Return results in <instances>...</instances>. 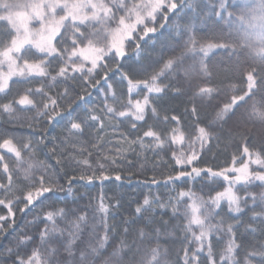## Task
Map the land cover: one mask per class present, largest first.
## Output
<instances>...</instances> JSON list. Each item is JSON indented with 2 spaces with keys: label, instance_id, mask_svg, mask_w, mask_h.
Wrapping results in <instances>:
<instances>
[{
  "label": "snow or ice",
  "instance_id": "snow-or-ice-1",
  "mask_svg": "<svg viewBox=\"0 0 264 264\" xmlns=\"http://www.w3.org/2000/svg\"><path fill=\"white\" fill-rule=\"evenodd\" d=\"M233 5H236V10L230 11ZM209 12L227 23L236 33L243 28L261 45L257 53L259 60H254L246 69L240 67V60L237 59L235 74L242 78L241 86L237 88L229 85L233 94L222 103H214L221 100L222 89L219 86L194 84L193 77L203 76L206 83L210 81L212 74L205 58L214 49L224 51L231 60L235 54L233 44L228 42L232 32L227 37H214L223 39L224 43L204 44L194 35H189L179 54H176L179 44L168 46L167 59L163 52L155 60H148L144 53L143 46L148 40H153L155 34L163 35L161 30L169 36L175 33L182 37L191 31L196 18L202 14L207 17L199 0H0V22L3 24L0 30V116L7 115V122L15 124L18 110H34L32 121L40 118L55 121L62 115L61 103L70 95V89L66 88L56 95H50L49 91L70 80L98 88L113 104L120 105L117 108L105 102L98 113L95 109L87 108L83 95L77 94L76 99L69 101V107L76 100L80 103H76V108L67 113V123L64 125L66 135L61 143L53 144L50 149L57 156L58 170L52 169L44 161L33 159L37 146L44 143L43 139L36 141L32 137H24L23 143L17 144L14 142L18 139L15 133L6 130L0 132V149H5L9 158L15 157L10 167L5 155L0 153V206L7 209L6 214H0V238L13 229L16 223L12 219L13 210L18 205H23L18 209L20 212L27 209L28 213L36 208L42 212L45 208L53 209L43 212V218L35 216L32 221L37 228L39 225L36 221L45 225L38 232V245L34 237L16 233L13 240L9 241L10 245L15 246H6L2 250L0 254L14 257L11 264H96L108 245L109 233L114 227L107 223L109 207L101 196L98 210L105 214L104 236L97 237L95 245L81 249L77 257L73 246L82 225H87L88 218L86 215L77 216L68 230L69 239L64 241L58 238L63 236L64 229L57 227V218L75 215V211L67 207L66 199L63 201L66 207H56L61 202L57 199L58 194L65 191L60 181L67 182V194L72 195L74 185L87 187L96 181L103 184L112 179L118 159H127L125 153L131 152L139 157L147 151L157 156L161 152L165 155L171 152L170 160L162 161L172 169L165 186L178 182L185 186L189 182H200L201 191L207 188L210 193L217 186H227L223 191L209 195L208 200L198 196L191 188L179 191L175 204L169 200L174 214L177 213V206L184 204V217L187 220L183 225V256L177 254L175 262L167 259V252H162L159 244L149 247L151 241L146 243L147 233L140 229L138 240L133 239L131 244L122 240L101 260V264H254V257H259L258 264H264V241L260 242L258 248L253 245L252 251H247L244 244L236 242V225L229 224L225 229L223 220L216 224L211 222L213 215L220 214L213 210L220 208L222 203L228 204L229 213H242V205L247 206L250 200L251 219L259 221V224L246 226V231L253 235L259 232L264 236V191L259 194L247 191L257 182V186L264 189V147H251L247 134L238 131L241 125L246 127L248 123L259 125L264 130V0H240L239 3L237 0H214ZM183 18H188V23L180 25L179 21ZM249 30L253 32L249 33ZM197 52L203 54L197 64L190 68L184 67L185 56ZM86 64L90 66L86 67ZM161 64L162 67H159ZM181 71L184 80L178 79L176 85L161 82L163 78L178 76ZM101 73L102 78L96 79ZM140 76L145 79H138ZM36 78H47L50 83H41L39 88H28L23 94L17 92L13 95L16 85L30 83ZM169 89L176 95L191 93L188 99L192 107L190 110L186 107L182 116L165 115L161 118L157 107L153 105L163 99ZM132 93L142 98L134 99L130 96ZM9 96L12 99L4 102ZM125 96H129L126 102ZM17 106L22 108L18 109ZM149 108L153 117L151 124L145 121V113ZM200 109L215 111L212 120L203 127L199 126ZM122 117H134V121L120 120ZM182 117L193 119L191 126L194 127L195 135L185 136L179 126ZM139 121H144V125L138 126L136 122ZM173 122L176 127L170 128ZM128 123L137 132L144 126H147V130L133 140L120 133L123 141H117L120 146L115 149L116 155H108L104 145L111 141L105 140L101 133H105L108 128L115 131ZM217 125L221 130L225 125L229 126L230 137L239 135L244 141L242 150L238 147L231 161H226L223 167H201L202 163H206L203 157L211 151L208 142L214 138L213 128ZM35 126L38 125L31 121L28 123L30 128ZM156 128L159 130H154ZM91 129H95V134L88 142L89 150L80 137ZM145 138L149 139L146 141ZM215 139L219 140L220 137L217 135ZM252 144H255L254 137ZM67 147L75 151L65 157ZM94 151L100 155L90 160L88 157ZM24 153H27L28 159H24ZM70 171L78 174L70 175ZM205 176L210 178L211 183L204 182ZM114 179L120 181L121 175L115 174ZM151 184L158 185L159 181L153 178ZM239 190L245 191L246 198L238 195ZM157 203L161 208L168 206L145 197L143 204L137 206L135 211L142 214ZM257 207L260 211H256ZM126 223L134 224L135 221ZM221 231H226L229 239L224 249L217 254L213 250L211 237ZM128 232L126 228L125 233ZM92 234L95 235V229ZM156 235L158 239V230ZM29 245L32 246L30 254ZM242 248L245 249L243 261L236 258ZM61 249L67 253V258L61 256Z\"/></svg>",
  "mask_w": 264,
  "mask_h": 264
},
{
  "label": "trees",
  "instance_id": "trees-1",
  "mask_svg": "<svg viewBox=\"0 0 264 264\" xmlns=\"http://www.w3.org/2000/svg\"><path fill=\"white\" fill-rule=\"evenodd\" d=\"M191 2V0H190ZM214 0H199L201 7L204 8V13L207 14L205 17L202 14L201 17L196 18L192 22L191 31L182 37L173 33L172 36H169L168 33L164 30L163 35L160 33L155 34L153 40H148V42L143 46L144 53L148 60H155L160 53H164V58H168V46L179 44L180 47L177 48L176 54H179L180 51H183V43L188 39L189 35H194L195 38L201 43H224L223 39H215L214 37L218 35H223L227 37L230 32L233 33L231 39L228 41L233 44L235 54L232 55L231 60L222 50L214 49L212 52H209L208 57L205 58V63L208 66L209 72L212 74L210 81L205 82L206 78L203 76H194L193 83L199 84L200 86H219L222 91L220 93L221 100L214 101V103H222L224 99L230 98L233 94V91L229 85H235L237 88L241 86L242 78L235 74V69L237 67V59L240 60V67L246 69L253 61H258L259 56L257 55L256 46L252 42V35L246 34L243 28L239 33L233 31L227 23L220 20L219 17L212 16L209 12V9L212 7ZM239 3L240 0H237ZM207 6V7H205ZM230 11L236 10V5H233ZM226 15V14H225ZM180 25H185L188 23V18H183L179 21ZM131 52V50H130ZM202 53H188L185 56L184 67H191L194 64H197L201 58ZM135 60L136 57H133ZM198 66V65H197ZM162 67V64L159 65ZM55 74V71L52 73ZM73 75H80L79 73H74ZM103 73L99 76H96V79H101ZM138 79H145V77L140 76ZM14 80L16 78H13ZM184 80V73L181 71L178 76L173 75L169 78H163V84H172L176 85L177 80ZM41 83L48 84L50 80L44 78L33 79L30 83H20L14 88L13 95L23 94L24 91L28 88H39ZM11 84V82H10ZM187 85L185 84V87ZM246 86V85H245ZM66 88L70 89V95L65 98L61 103L62 115L57 117L55 121L49 122L40 118L38 121H32V117L35 116V111H17L16 117L18 118L15 124L8 123L9 117L7 115L0 116V132L7 131L9 133H15L17 140L14 141L17 144L23 143L24 137H32L34 140L39 141L44 140L43 144L37 146L38 150L36 152L34 161H44L45 164L51 166L52 169H59L57 164V156L50 151L53 144H60L61 140L64 138L66 133L64 132V125L67 123V113L72 112L76 108V103H80L79 100H76V103H73L69 107V101L74 100L77 97V94L83 95L87 101V108L95 109L98 113L104 107L105 102L113 104V101L110 98H107L98 88L89 87L82 83H77L75 81H67L66 83H61L56 87H53L50 91V95H56L57 93H62ZM74 89V91H71ZM198 90V89H194ZM126 91V88H125ZM117 95L119 96V90H117ZM153 96L157 94H152ZM188 95H176L171 89L167 91L166 95H163V99L158 100L154 103L153 106L157 107L159 111V116L162 118L167 115L171 117L172 115L182 116L187 107L189 110L192 105L189 103ZM134 99H140L142 96H136L135 93L130 94ZM18 98V97H17ZM129 96L124 97L126 102ZM12 99V96H9L5 99ZM38 99V97H37ZM258 99V97H257ZM207 101H205L206 103ZM84 107V105H81ZM114 107L119 108V103L113 104ZM17 108H22V106H17ZM243 111V110H241ZM201 122L199 126H206L214 117L215 111L208 109L205 112L203 109L199 110ZM128 119L134 121V117L120 118V120ZM33 122L38 125L35 127H28L29 122ZM145 121L148 124L153 123V117L150 108L146 110ZM138 126L144 125V121L136 122ZM193 119L191 117L181 118L180 128L184 132L185 136L195 135ZM70 126V125H69ZM170 128L176 127L175 122L169 125ZM147 130V126L140 128L139 132L136 129L131 128V123L121 125L117 130L108 128L105 133H101L105 137V140H110V144H105L104 148L108 150V155H116L115 149L120 145L117 144V141H123V137L120 133H124L129 140H133L137 135L142 136L143 131ZM154 130H159L158 128ZM239 132L247 134V139L251 147L259 149L264 147V130H261L259 125H253L248 123L245 127L241 125L238 129ZM95 134V129H91L82 135L80 139L85 142V147H88L89 150L90 144L89 141L92 140V135ZM219 136L220 139L216 140L215 136ZM213 139H211L208 144L211 147V151L207 152V155L203 157L206 163H202L201 167H223L225 162L231 161L232 154L236 152L237 148L243 147L244 141H242L239 135L233 134L229 136V126L225 125L223 130L220 126L217 125L213 128ZM255 138V144H252V139ZM6 138V137H5ZM53 138H56L53 140ZM149 138H145L147 141ZM46 145V146H45ZM63 147V145H61ZM126 148L127 145L125 144ZM75 151L70 147L65 148L64 155L67 157L69 152ZM137 147V152H139ZM0 153L4 154L6 157V162L10 164V167L13 166L15 162V157L9 158V154L5 149H0ZM87 156V152L84 153ZM100 155L98 152H93L91 157H88L90 160H94L96 156ZM127 159L119 160L118 164L114 166L116 172L113 173V178L103 182L96 181L93 185L84 187L74 185L72 190V195L67 194V182L61 180L60 183L64 186L65 191L59 193L57 199L61 201L56 205L57 208L66 207L65 199L67 200V207L75 211V215H68L64 218H57V227L64 229L63 236L58 237L61 240L66 241L69 239L68 230L71 228V222L76 220V217L79 215H86L88 218L87 225H82L80 234L75 241L74 251L78 257L79 251L81 249L87 248L89 245H95L97 243V237L104 236V219L105 214L101 213L98 210V205L100 204V197H104V203L109 207V212L107 214V223L110 226H114L113 230L109 233V241L106 248L103 250V253L96 264H101V260L112 252L114 247H118L120 242L126 241L128 244L133 242V239H139L138 232L140 229H143L147 233V239L151 241L149 247H155L157 244L160 245L161 251L167 252V259L172 262H175L177 259V254L181 257L183 252L181 251L183 244L185 243L184 237L185 233L183 231V225L187 223V220L184 217L185 207L184 204L177 206V213L174 214L171 204H175V197L177 193L181 190H187L191 188L198 196H202L205 200L209 199V195H215V191H223V188L227 185L217 186L215 191L211 193L207 188L204 191H201V183L189 182L188 185L180 184L179 182L175 185L168 184L165 186V182L169 174H171L172 169L167 167L162 161H169L171 157V152L165 155L163 152L159 156L154 155L152 151H147L141 153L139 157L134 155L131 152L125 153ZM24 159H28L27 153L23 154ZM145 156L147 159H145ZM101 162H104L103 160ZM253 168L255 166L253 165ZM39 173H37L38 175ZM69 174H78L69 172ZM115 174L121 175V180L116 181L114 179ZM155 178L159 181L158 185L151 184V180ZM22 180L23 177L21 176ZM3 182H6L4 180ZM205 183H211L209 177H204ZM257 183L252 184L247 191L259 194L264 189L257 186ZM239 187V186H237ZM238 195L243 198H246V193L244 190H239ZM145 197L159 201L160 203L168 205L165 208L159 207V204H153L150 208L143 211L142 214H137L135 209L137 206L143 204ZM171 199V204L169 200ZM23 207V205H18L14 208V215L12 219L15 220V225L13 229H9L7 234L0 238V253L6 246L14 247L15 244L10 245L9 241L13 240V237L16 233L26 234L27 236L34 237L37 245L39 244L38 232L43 230L45 227L44 224L36 221V224L39 225L37 228L36 225L32 223L35 216L39 215L43 218V212L52 211L53 209L45 208L43 212L36 208L32 213H28V210L25 209L24 212H20L18 209ZM244 208L242 213H229L228 204L226 202L222 203L221 207L214 209L215 212H219V215H213L212 223H219L221 220L224 222V228L226 229L229 224L236 225V233L238 244L242 243L247 247V251H252V246L259 247L261 241H264V236L259 232L255 235L246 231V226L252 225L257 226L259 221H253L252 217V205L251 201L247 206L242 205ZM83 209V211H79ZM256 211H260V208L257 207ZM7 209H4L0 206V214H6ZM130 221H135L134 224L126 223ZM50 227V225H49ZM129 229L128 233H125V229ZM93 229H95V235H93ZM157 230L159 232V238L157 239ZM229 236L226 231H221L220 233H215L211 237V243L213 245V250L215 253H219L224 249ZM31 245H29L28 252L30 254ZM127 249H125L126 251ZM245 255V249H240L237 259L243 261ZM61 256L67 258V253L61 249ZM14 257H9L6 254H0V264H11V261ZM254 264H258L259 257H254Z\"/></svg>",
  "mask_w": 264,
  "mask_h": 264
},
{
  "label": "rangeland",
  "instance_id": "rangeland-1",
  "mask_svg": "<svg viewBox=\"0 0 264 264\" xmlns=\"http://www.w3.org/2000/svg\"><path fill=\"white\" fill-rule=\"evenodd\" d=\"M2 27H3V24H2V22H0V30H2ZM252 32H253V30H249V33H252ZM252 42L256 46L257 52H259V49H260L261 45L257 41H255L253 36H252ZM88 66H90V65L86 64V67H88Z\"/></svg>",
  "mask_w": 264,
  "mask_h": 264
}]
</instances>
